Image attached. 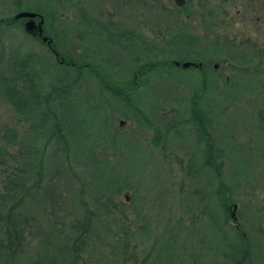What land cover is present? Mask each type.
<instances>
[{
    "label": "rangeland",
    "instance_id": "1",
    "mask_svg": "<svg viewBox=\"0 0 264 264\" xmlns=\"http://www.w3.org/2000/svg\"><path fill=\"white\" fill-rule=\"evenodd\" d=\"M72 5L76 12L68 11ZM31 8L48 15L46 29L58 42L66 41L69 54L81 61L90 58V63L101 68L109 61V68H116L118 75L127 76L128 69H123V65L129 62L133 64L131 67L134 71L137 66L152 62L154 58L150 51H153L156 59L170 62H177L184 54L195 59L194 62L202 59L206 77L218 81L222 92L235 76H246L239 84L240 89L245 90L244 94L235 96L233 107L228 103L219 105L221 115L216 118L218 114H211L208 117L206 131L210 136H217L218 132H213L216 120L228 127L218 136L229 134L224 144L232 147L229 164L233 168L249 169L258 152H263L260 165L251 167L254 173H263L259 184L251 183L250 186L256 191V199L239 196L229 204L228 212L233 211L232 204H236L237 213L242 210L243 218L237 214L238 226L246 222V230L252 233L255 243L261 246L259 251H262L256 253L258 256L253 257L252 264H264V125L263 130H258L251 123L254 113L256 119H259L258 111L264 115V0H187L186 5L179 9L181 11H178L173 0H0V20L13 19L18 12ZM88 23L99 27L106 25L109 32L116 27L125 33L134 29L136 37L142 42H122L121 48L114 44L103 46L100 36L96 35L89 36V41H86L84 30ZM5 29L0 31V38L5 40L0 42V75H3V79L7 80L10 76L9 70L15 65L11 62H22L32 54L39 60V64L34 66L35 72H44L49 68L51 72L47 73L51 78L60 74L57 61L41 42L30 39L19 25ZM179 34L184 37L179 38ZM215 46L221 50L219 56H214L217 53ZM132 48L135 50L126 56L125 50ZM236 53V62L228 61V55ZM239 59H245L247 63H237ZM166 74L165 68L152 72L151 78L162 81L151 83L152 94L143 90L138 95L141 103L152 99L150 106H153V110L149 119L162 135L157 146L154 145V131L145 130L138 124V119L124 115L122 108L113 105L109 97H99L93 87L90 93L94 101L92 105L96 107L89 110L86 104H81L73 112L69 111L72 117L70 132L75 137L91 134L92 139L110 149L106 152L110 156H101L108 163L103 165L96 164L92 152L86 148L82 150L79 145L77 152L86 159L87 173L89 171L97 178L94 179V186L108 188L109 184L116 185V179H129L133 184L129 190L116 192L112 196L113 206L108 195L97 197L95 202L86 195L78 199L81 210L89 208L92 215L100 214L106 233L103 231L100 238L91 242L87 238L78 242V245L84 242L85 248L77 256V264H225L226 255L211 254L214 253L212 249L223 240L217 237L208 216L196 210L199 196L192 191L200 184L187 177L185 171L194 148L193 138L189 128L175 127L179 121L178 115L190 102L195 89L189 85L177 87L173 82L197 85L199 74L194 69H173L170 70L173 82ZM46 77L49 76H44V91L51 81ZM0 84L2 87V82ZM89 84L93 86L94 82ZM98 98L104 105L99 106ZM215 101L209 105L216 108L219 101ZM208 103L201 101L203 105ZM190 119L187 118L189 126L192 124ZM16 121L17 117L0 99V137L7 127L15 126ZM17 130L19 138H24L28 123L22 120ZM18 153L19 149L11 151V155L16 154V159ZM16 159L9 158L8 163L11 164V160L17 162ZM3 170L4 167L0 166L2 178ZM75 171L83 175L85 172L79 168ZM86 180L92 181L89 177ZM53 184L49 188L53 191L55 202L41 207L38 197L33 201L37 216L33 221L34 232L25 243L19 264H24L23 258L34 252L38 229L50 225L51 221L56 225L59 211L67 212V204L76 200L69 186L61 179L53 181ZM78 214L77 217L63 218V225L59 228L68 231V222L80 221L84 212ZM94 220L88 217L87 223ZM222 226L229 238L236 235L233 229L235 225L229 218L227 224ZM222 250L226 248L222 247ZM192 255L195 259H192Z\"/></svg>",
    "mask_w": 264,
    "mask_h": 264
},
{
    "label": "trees",
    "instance_id": "2",
    "mask_svg": "<svg viewBox=\"0 0 264 264\" xmlns=\"http://www.w3.org/2000/svg\"><path fill=\"white\" fill-rule=\"evenodd\" d=\"M17 3L19 4V2ZM177 9L181 11L179 8ZM28 11L40 13L34 8ZM41 15L47 22L48 15L43 13ZM16 22L13 19L0 20V31H6L5 28H10L9 26ZM100 28L105 31L108 30L106 25L100 26ZM48 34L53 39L51 47L54 52H50L58 63L60 74L57 73L56 77L51 78V75L47 73L51 72L49 68L44 72H35L34 66L39 64V60L32 54L22 62H11L15 65L10 68V76L7 80L3 79V75H0V82H2L0 99L8 105L11 112L17 117L15 126L7 127L3 136L0 137V166L4 167V170L1 171V175H4V177L0 176V264H19L21 254L26 248L25 243L34 232L33 221L37 216L34 213L33 201L38 197L41 207L50 202H55L53 191L50 189L51 187L49 188V185L53 187V181H57V179H61L69 186L76 200L71 204H67V212L59 211L56 225L51 221L50 225L46 224L38 229L39 237L35 243V250L25 258L22 257L24 259L23 263L77 264V256L85 248L84 242H80L79 245L78 242L83 238H87L91 242L100 238L103 231L106 233L100 214L92 215V212L88 211L89 208L81 210L78 199L82 195H86L90 201L95 202L97 197L108 195L111 196L109 202L113 206L112 196L116 192L129 190L133 184L129 179L128 181L116 179L114 181L116 185L111 186L109 184L108 188L101 185L94 186V179L97 178L89 171L87 173L86 159L79 156L77 152L80 149L79 145L81 144L82 150L87 149L88 152H92L96 164L103 165L108 163L101 156H110L111 154L106 153L110 149L92 139L91 134L86 136L80 134V136L75 137L70 132L72 117L69 111L73 112L74 108H79L81 104H86V109H94L96 106L92 105L94 101L90 93L93 87L99 97H109L113 105L122 108L124 115L138 119V124L145 130L154 131L156 139L154 145L157 146L162 135L149 119L153 110V106H150L152 99H146L144 103H141L138 95L143 90H147L152 94L153 87L151 83L157 79L156 77L151 78L150 74L155 70L165 68L167 70L166 75L171 80L170 70L181 69L180 66L176 67L174 65V61L156 59L157 56L150 49L146 53L152 52V55L149 53L154 58L152 62L149 61L145 66H137L136 71L132 70L131 66L133 64L129 62L128 65H123V69H128L127 76L118 75L116 68L115 70L109 68V61L102 66L104 69L90 63V58L81 61L75 58L73 54H69L70 48L66 41L60 40L58 42L59 40L49 32ZM99 36L101 42L105 40L103 46L115 44L123 48L122 42H106V37L109 36H104L101 32H99ZM183 37L179 34V38ZM4 41L0 38V42ZM41 44L45 46L44 43L41 42ZM215 48L217 53L214 56H219L221 50L219 47L215 46ZM125 51L126 56H130L129 51ZM55 53L58 54L57 57H55ZM228 56L230 58L228 61L234 63L236 62L235 59H238L237 53ZM194 61L196 60H192L184 54L177 62L180 64L183 62L201 64V67L187 68L198 72L199 81L197 85L171 81L177 84V87L189 85L195 89L190 102L178 115L179 121L177 120L178 124L175 127L185 126L189 128V134H191L190 136L194 141V148L190 152V162L186 168L188 171H185L187 177L192 178L195 183L198 181L200 184L199 188L192 191L195 196H199L200 202L196 210H200L199 214L208 216V220L214 225L217 237L223 240V243L218 244L212 250L218 256L226 255L224 257L225 264H252V259L254 256H258L256 253L260 252L261 246L255 243L252 233L246 230V222L243 223L241 219L244 225L238 226L237 214L240 215V218H243L242 210H239L238 213L235 211V221L231 218L233 211L231 213L228 211L230 210L229 204L236 201L239 196L244 197L245 195V197H249L248 199H256V191L250 186L251 183L259 184L258 182H260L263 173H254L251 167L260 165V156L263 152H258L257 158L252 161L249 169L231 167L229 163L232 155L230 148L232 147L224 144L225 138L229 134L222 135V137L218 136L221 131L226 132L228 127L216 120L221 115L219 114V105L228 103L233 107L235 96L244 94L245 90L240 89L239 84L246 76L241 78L235 76L228 85L226 84V90L222 92L218 81L211 80V78L209 80V76L206 77V72L202 68L203 60ZM136 63L138 61L135 62V65ZM237 63H247V60L239 59ZM69 71L70 74H68ZM45 74L49 76L46 79L51 78V81L47 85V90L44 91L42 84ZM91 81L94 82L93 86L89 84ZM202 100L209 103L203 105L201 104ZM215 100L219 101L216 108L209 105L211 102H216ZM97 102L99 106L104 105L100 98L97 99ZM204 110L209 111L206 113ZM211 114L213 116L218 114L215 116L216 126L213 129V132H218L217 136L213 134L210 136L206 131V121ZM258 117L259 119H256L254 113V119L251 120V123L258 130H263L264 115L262 112L258 111ZM187 118H191V127L187 125L189 124ZM22 120L28 123V131L27 136L20 139L17 126L20 125ZM107 126L106 121V128ZM13 149H19L17 159L14 158L16 154L11 155ZM9 158L16 159L17 162L11 160V164H9ZM78 168L85 170L84 175L75 171ZM86 177H89L92 181H87ZM234 205L236 206V204H232L231 207L233 208ZM51 207H55V205H51ZM80 211L84 212L80 221L71 222L70 224L68 222V231L65 232L59 228L63 225L61 222L63 218L77 217ZM51 215L53 216V213ZM88 217H93L95 220L90 221L89 224L87 223ZM228 218L235 225L233 229L236 235L233 238L226 236L222 226V224H227ZM222 247L226 250H222ZM235 253L244 256V259H241L242 256L238 261L231 259ZM192 259H195L194 255H192Z\"/></svg>",
    "mask_w": 264,
    "mask_h": 264
},
{
    "label": "flooded vegetation",
    "instance_id": "3",
    "mask_svg": "<svg viewBox=\"0 0 264 264\" xmlns=\"http://www.w3.org/2000/svg\"><path fill=\"white\" fill-rule=\"evenodd\" d=\"M70 10H72L73 12H76L77 11V9L75 8L74 5H72L71 8L68 9V11H70ZM28 12H32V13H35L37 15V16H35L33 18V21H34L36 27L33 29L32 33H26L24 31V24L29 20L27 18L16 20L17 22L15 24H13V25H10L9 27L11 28V27H14V26L19 25L20 27H22L24 33L30 39H32L35 42H42V43H44L45 44V47L49 51L54 52L52 50L51 44L48 45V43H47L49 40H51V43H52L53 42V39L49 36L48 30L45 27V19H44V17L40 13H38V12H34V11H28ZM40 16L43 18V21H44L43 25L41 26L42 27L41 33H39V30L37 28V25L40 22ZM14 17H13V20H15ZM99 32H101L102 34H104V36H109V37H106L107 38V41L106 42H142L141 39H138L136 37V33H135L134 29H130L129 32L125 33V32H122L121 28H119V27L117 28L116 27V28H113L111 30V32H109L108 30L105 31L104 29L100 28L99 26H93L92 24H89V23L85 27V30H84V38H85L86 41H89V40H87L89 38V36H92V35L99 36ZM44 38H47V41L43 42V39ZM143 42H146V40L143 41ZM115 46H117V45H115ZM133 49L134 48H132L129 52L132 53V50ZM211 254H215L216 255L215 252L214 253H211ZM205 255H207V254H205ZM241 256H240V254L235 253V254H233V257H231V259H233L235 261H238ZM241 259L243 260L244 259V256H242Z\"/></svg>",
    "mask_w": 264,
    "mask_h": 264
},
{
    "label": "water",
    "instance_id": "4",
    "mask_svg": "<svg viewBox=\"0 0 264 264\" xmlns=\"http://www.w3.org/2000/svg\"><path fill=\"white\" fill-rule=\"evenodd\" d=\"M186 1L187 0H173V3L174 5L177 7V8H183L185 5H186ZM37 16L35 13H32V12H28V11H22V12H19L18 14L15 15V20H19V19H24V18H27L29 19L25 24H24V31L26 33H32L33 29L36 27L35 26V23L33 21V18ZM44 21H43V18L40 16V22L38 23L37 25V28L39 30V33H41L42 31V25H43ZM47 41V38H44L43 39V42ZM48 45L51 44V40H49L48 42ZM55 56L57 57L58 54L55 53ZM174 65L176 67L180 66L182 69H187L189 67H201V64L198 63H193V62H183V63H179V62H174ZM122 124V122L120 123V125ZM235 211H236V206L234 205L233 206V212L231 213V218L235 221L236 220V217H235Z\"/></svg>",
    "mask_w": 264,
    "mask_h": 264
}]
</instances>
